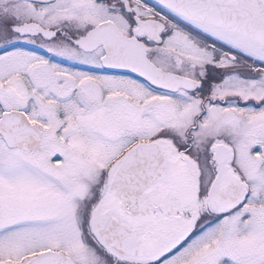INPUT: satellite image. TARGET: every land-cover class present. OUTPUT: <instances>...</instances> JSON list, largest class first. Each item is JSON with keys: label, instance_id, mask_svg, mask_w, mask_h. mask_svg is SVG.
<instances>
[{"label": "snow or ice", "instance_id": "6c2138e0", "mask_svg": "<svg viewBox=\"0 0 264 264\" xmlns=\"http://www.w3.org/2000/svg\"><path fill=\"white\" fill-rule=\"evenodd\" d=\"M0 264H264V0H0Z\"/></svg>", "mask_w": 264, "mask_h": 264}]
</instances>
